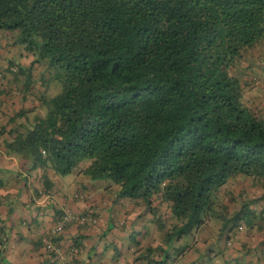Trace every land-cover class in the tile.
Instances as JSON below:
<instances>
[{"label": "trees", "instance_id": "16d2710c", "mask_svg": "<svg viewBox=\"0 0 264 264\" xmlns=\"http://www.w3.org/2000/svg\"><path fill=\"white\" fill-rule=\"evenodd\" d=\"M0 30L47 76L42 113L5 144L23 169L78 170L142 204L166 229L142 252L156 264L191 247L203 260L200 235L264 231L249 194L264 191V0H0Z\"/></svg>", "mask_w": 264, "mask_h": 264}, {"label": "crops", "instance_id": "0c3cea01", "mask_svg": "<svg viewBox=\"0 0 264 264\" xmlns=\"http://www.w3.org/2000/svg\"><path fill=\"white\" fill-rule=\"evenodd\" d=\"M15 41L14 33L0 30V264H156L163 258L160 252L150 257L142 252L162 246L166 229H157L142 204L115 198V188L90 182L78 170L67 176L44 168L28 172L7 153L5 144L11 135L23 129L26 119L42 113L38 94L47 79L45 67L34 63L33 55ZM254 62L264 81V51ZM11 67L26 74L12 72ZM253 98L263 103L264 87L255 90ZM67 208L96 223L68 225L60 234H52L53 223ZM237 208L238 204L230 209ZM254 226L242 225L230 245L200 235L198 247L212 245L207 257L201 260L204 250L191 247L178 255L172 252L165 264H264V231ZM46 236L61 254L44 248L41 238Z\"/></svg>", "mask_w": 264, "mask_h": 264}, {"label": "built area", "instance_id": "2783aa9c", "mask_svg": "<svg viewBox=\"0 0 264 264\" xmlns=\"http://www.w3.org/2000/svg\"><path fill=\"white\" fill-rule=\"evenodd\" d=\"M12 72H16V69H11ZM96 223V219L91 218L84 214H78L70 209H65L61 216L53 223L51 228L52 234H60L65 230V228L68 225H75V226H87L92 225ZM41 242L44 246V248L54 254H61V248L58 247L55 242L50 239L49 236L42 237ZM71 252H75V250L72 249Z\"/></svg>", "mask_w": 264, "mask_h": 264}, {"label": "rangeland", "instance_id": "374dc122", "mask_svg": "<svg viewBox=\"0 0 264 264\" xmlns=\"http://www.w3.org/2000/svg\"><path fill=\"white\" fill-rule=\"evenodd\" d=\"M255 102H257V101L254 100V103H255ZM243 186H245L244 181H240L239 186L235 185V187H236L237 189H239L240 191H242V189L244 188ZM236 192H237V191H234L235 195H237ZM249 194H251V196H252L253 198L256 197L257 199H259V198L262 196L261 194L264 195V191H261V189L257 188V189H252L251 192H250ZM262 203H263V201H262Z\"/></svg>", "mask_w": 264, "mask_h": 264}]
</instances>
